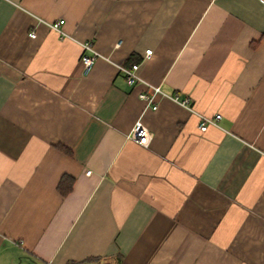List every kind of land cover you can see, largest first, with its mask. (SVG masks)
Returning <instances> with one entry per match:
<instances>
[{
    "label": "crops",
    "instance_id": "1",
    "mask_svg": "<svg viewBox=\"0 0 264 264\" xmlns=\"http://www.w3.org/2000/svg\"><path fill=\"white\" fill-rule=\"evenodd\" d=\"M29 262L264 264V0H0V264Z\"/></svg>",
    "mask_w": 264,
    "mask_h": 264
},
{
    "label": "built area",
    "instance_id": "2",
    "mask_svg": "<svg viewBox=\"0 0 264 264\" xmlns=\"http://www.w3.org/2000/svg\"><path fill=\"white\" fill-rule=\"evenodd\" d=\"M64 23H65V20L61 19L59 21L49 23V26L52 29H54L55 31H57L58 33H60V35L62 37H67L68 34L62 29V26ZM30 36L36 37V31H31ZM83 47H84L86 52H84V54L82 56V60H83L84 65H85V69L88 71L92 67L96 58L98 56H100V53L98 51H96L90 43H84ZM152 52H153L152 49H147L144 58H149L151 56ZM140 66H141V64L136 62V63H133L129 66L118 65V68L126 76V79H127V82L129 85L141 83V84H144L147 86L148 91H143L139 94L140 98L146 102V108L151 107L154 110L157 109L158 103H157L156 97L158 95H161V96L169 97V98L177 101L178 103L182 104L183 106L188 107L191 111L195 112V110H193L191 107H189V100L188 99L180 100L177 96L169 95V94L163 92L159 86L153 85V84L149 83L148 81H146L142 77V75L140 74ZM199 116L201 119L200 129L202 131H206L208 129L209 125L218 126V119L221 118L220 114H217L215 117H210V116L202 115V114H199ZM128 136H129V138L134 139L143 145H147L148 142L150 141V138H151V132L144 125L142 120L139 119L136 121L134 127L132 128V130ZM86 173L90 174L91 170H88ZM28 264H37V263L29 262ZM41 264H51V263L45 262V263H41Z\"/></svg>",
    "mask_w": 264,
    "mask_h": 264
},
{
    "label": "trees",
    "instance_id": "3",
    "mask_svg": "<svg viewBox=\"0 0 264 264\" xmlns=\"http://www.w3.org/2000/svg\"><path fill=\"white\" fill-rule=\"evenodd\" d=\"M71 180L68 178H63L61 182L59 183V190L62 194L66 195L72 188Z\"/></svg>",
    "mask_w": 264,
    "mask_h": 264
}]
</instances>
